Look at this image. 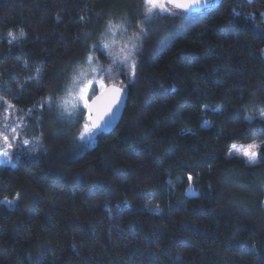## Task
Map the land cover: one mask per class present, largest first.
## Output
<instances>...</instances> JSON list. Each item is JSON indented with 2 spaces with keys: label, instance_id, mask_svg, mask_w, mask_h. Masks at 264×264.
Masks as SVG:
<instances>
[{
  "label": "trees",
  "instance_id": "obj_1",
  "mask_svg": "<svg viewBox=\"0 0 264 264\" xmlns=\"http://www.w3.org/2000/svg\"><path fill=\"white\" fill-rule=\"evenodd\" d=\"M144 7L0 0V94L23 108L59 97L89 54L105 72L138 34L135 75L115 65L105 84L127 93L113 131L85 149L79 120L45 110L43 152L0 165V264H264V151L255 165L227 156L264 142V0L174 9L141 31Z\"/></svg>",
  "mask_w": 264,
  "mask_h": 264
},
{
  "label": "rangeland",
  "instance_id": "obj_2",
  "mask_svg": "<svg viewBox=\"0 0 264 264\" xmlns=\"http://www.w3.org/2000/svg\"><path fill=\"white\" fill-rule=\"evenodd\" d=\"M166 2V1H165ZM169 4L166 3L168 7ZM171 6V5H170ZM132 44H138V34L129 35L126 39H123L117 43L113 44L112 55L110 57L109 68H105V72L98 73L96 69V63L91 61L87 63L79 72L73 75L70 84L65 89V91L59 95V97H46V99L39 100L38 104L34 107L23 108L15 103L8 97L0 94V123L6 122L11 127L17 129L19 136L16 139H12L13 133L9 128L7 130V135L9 136L14 147L9 149L0 144V151L7 152L11 157V163L7 161L0 162V165L15 166L19 160L22 158L34 159L43 152V147L39 141L38 135V123L40 121V115L43 111L48 113L54 110L56 117L62 119L74 118L80 121V130L78 132V140L83 148H90L97 142V130L89 122L88 110L83 107L82 101L78 98L79 89L85 87L90 82L91 87L87 91V102L92 99V97L98 93L102 88L100 87V82L106 83L118 82L120 80L121 71L116 69L114 66L121 67L124 69H129L124 63L123 57L128 53ZM95 69V72H93ZM126 72V71H125ZM51 98V102H50ZM11 105L12 107H9ZM46 108V109H45ZM7 111L9 113L8 119L4 121V113ZM264 111V110H263ZM259 117V114L257 115ZM249 117H254L250 116ZM85 126L89 130H92L91 136L86 133ZM84 133L83 138L81 134ZM28 141V143H24ZM261 143L263 141H252L248 143H234L237 146H246L250 143ZM232 145V146H233ZM232 146L227 152L228 157L239 155H229L232 151ZM243 158V157H241ZM245 160V158H243ZM246 161V160H245ZM195 192L192 181L186 190V194L192 195ZM18 196L15 195L12 198H3V202L8 208H15L17 206ZM8 201H12L11 204Z\"/></svg>",
  "mask_w": 264,
  "mask_h": 264
},
{
  "label": "snow or ice",
  "instance_id": "obj_3",
  "mask_svg": "<svg viewBox=\"0 0 264 264\" xmlns=\"http://www.w3.org/2000/svg\"><path fill=\"white\" fill-rule=\"evenodd\" d=\"M167 4H171L172 7H167ZM248 3H252V0H248ZM144 11H143V16H144V21H142L138 27L141 29V31L144 30V23L150 22L154 17L160 15V14H167L169 16H176L179 13L174 11V9L180 10L182 13H188L190 12L193 8H203V7H211V4L209 3V0H144ZM235 11V9H233ZM261 15H264V13H261ZM124 22L122 21L120 24H115L113 25L111 21L109 22V31H111L113 28L119 29L123 27ZM13 40H17V37L13 36L9 40L11 43ZM98 46L107 48L108 44L105 43L103 45H92L93 48H97ZM137 45L132 44L131 48L129 49L128 53L123 57L124 63L128 66L130 69V76L135 75V69H136V60L134 56V50L136 49ZM94 57L89 54L86 57V60L88 62L93 61ZM93 72H95V69H93ZM92 84L91 82L86 85L85 87L79 89V94L78 98L82 101L83 107L87 109L89 107L88 102H87V91L88 88L91 87ZM100 87L104 88L105 85L103 82H100ZM113 91L117 93H121L123 91L122 88H113ZM51 102V98H50ZM9 107H12L9 105ZM9 113L5 111L4 113V121L8 119ZM259 118L264 119V111H261L259 113ZM245 119H252V117H245ZM89 120H91V117L89 116ZM97 128L100 126H96ZM11 129V132L13 133L12 139H16L19 136V133L17 132V129L14 127H11L8 125L6 122L0 123V144L5 146L6 148H13L14 145L11 142L9 136L7 135V130ZM86 133L91 136L92 130H89L87 126H85ZM84 133L81 134V138H83ZM24 143H28V141H24ZM264 151V142L261 143H250L246 146H237L233 145L232 146V151L229 153V155H239L243 158H245L246 162L249 165H255L259 162V157L261 155V152ZM2 161H7L11 163V157L8 155L7 152H2L0 151V162ZM192 176H188V180L192 181ZM9 204L12 203V201H8Z\"/></svg>",
  "mask_w": 264,
  "mask_h": 264
},
{
  "label": "water",
  "instance_id": "obj_4",
  "mask_svg": "<svg viewBox=\"0 0 264 264\" xmlns=\"http://www.w3.org/2000/svg\"><path fill=\"white\" fill-rule=\"evenodd\" d=\"M166 1V0H165ZM222 0H209L211 7L193 8L194 11H202L220 4ZM171 5V4H169ZM122 88L123 91L117 95L113 88ZM127 102V93L118 84H108L89 101L87 108L91 120L90 124L100 132L109 133L113 131L121 121ZM100 126V127H96Z\"/></svg>",
  "mask_w": 264,
  "mask_h": 264
}]
</instances>
